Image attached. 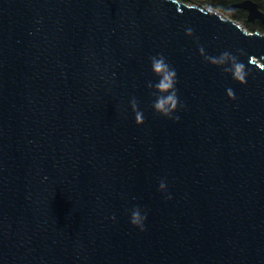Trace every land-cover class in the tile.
Here are the masks:
<instances>
[{"label": "water", "instance_id": "95a60500", "mask_svg": "<svg viewBox=\"0 0 264 264\" xmlns=\"http://www.w3.org/2000/svg\"><path fill=\"white\" fill-rule=\"evenodd\" d=\"M237 8L264 23L254 0H0V264H264V33Z\"/></svg>", "mask_w": 264, "mask_h": 264}, {"label": "clouds", "instance_id": "9594fccd", "mask_svg": "<svg viewBox=\"0 0 264 264\" xmlns=\"http://www.w3.org/2000/svg\"><path fill=\"white\" fill-rule=\"evenodd\" d=\"M186 35H192V29H186ZM200 52L204 55V58L213 65H223L224 70L231 73L233 78L237 81L245 82V66L239 62L235 56L229 52L222 53L219 57H209L204 54V49L201 48ZM150 67L155 80H150L146 84V88L150 90L154 97L153 110L162 116L179 120V116L176 115V110L179 106V98L176 91V72L167 60L163 56H153L150 59ZM227 94L231 97L233 92L231 89H227ZM131 109L135 114L137 123H142L143 113L138 108V103L135 98L131 100ZM159 188L161 191L166 190V183L160 182ZM171 199V196H169ZM112 219H115L113 217ZM144 220H146V214L135 207L130 211V223L133 226L139 227L141 230L144 227Z\"/></svg>", "mask_w": 264, "mask_h": 264}, {"label": "trees", "instance_id": "16d2710c", "mask_svg": "<svg viewBox=\"0 0 264 264\" xmlns=\"http://www.w3.org/2000/svg\"><path fill=\"white\" fill-rule=\"evenodd\" d=\"M190 4H204L210 7L218 9L220 12L227 14L229 5L237 3L243 0H182ZM259 4L260 9L264 12V0H254ZM231 17L244 25L245 28L254 32L261 31L264 33V23L261 21H249L247 19V12L243 9H235L231 14Z\"/></svg>", "mask_w": 264, "mask_h": 264}, {"label": "flooded vegetation", "instance_id": "af4514ba", "mask_svg": "<svg viewBox=\"0 0 264 264\" xmlns=\"http://www.w3.org/2000/svg\"><path fill=\"white\" fill-rule=\"evenodd\" d=\"M258 20V19H257ZM256 21V20H255ZM258 21H260V20H258ZM252 22H254V21H252ZM263 23V22H262Z\"/></svg>", "mask_w": 264, "mask_h": 264}, {"label": "rangeland", "instance_id": "374dc122", "mask_svg": "<svg viewBox=\"0 0 264 264\" xmlns=\"http://www.w3.org/2000/svg\"><path fill=\"white\" fill-rule=\"evenodd\" d=\"M188 4H190V3H188ZM191 5H193V4H191ZM195 5V4H194ZM226 15V14H225ZM242 24V23H241Z\"/></svg>", "mask_w": 264, "mask_h": 264}]
</instances>
